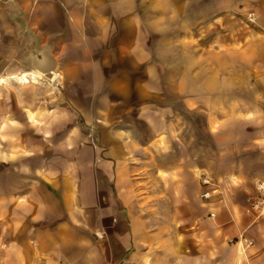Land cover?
Segmentation results:
<instances>
[{
	"label": "crops",
	"instance_id": "1",
	"mask_svg": "<svg viewBox=\"0 0 264 264\" xmlns=\"http://www.w3.org/2000/svg\"><path fill=\"white\" fill-rule=\"evenodd\" d=\"M258 182L264 0H0V264H264Z\"/></svg>",
	"mask_w": 264,
	"mask_h": 264
},
{
	"label": "rangeland",
	"instance_id": "2",
	"mask_svg": "<svg viewBox=\"0 0 264 264\" xmlns=\"http://www.w3.org/2000/svg\"><path fill=\"white\" fill-rule=\"evenodd\" d=\"M194 122H197V124H199L200 120H195ZM202 135L203 134L201 132L195 134V137L193 138L192 142L201 143L202 139H204V140L206 139L205 134L203 136ZM193 150L195 151V153L196 152H200V147H197V144H195L194 147H193ZM259 185H263V187H264V183L263 182H258L257 185H256L257 186V191H258V196H257L256 200L261 204L264 201V194L260 190V186Z\"/></svg>",
	"mask_w": 264,
	"mask_h": 264
},
{
	"label": "built area",
	"instance_id": "3",
	"mask_svg": "<svg viewBox=\"0 0 264 264\" xmlns=\"http://www.w3.org/2000/svg\"><path fill=\"white\" fill-rule=\"evenodd\" d=\"M250 20L252 19V17H251V14H250ZM203 183L204 184H207L208 183V180L207 179H205V180H203ZM260 186V190L263 192V194H264V187H263V185H259ZM201 197L202 198H208L209 197V194L207 193V192H203L202 194H201Z\"/></svg>",
	"mask_w": 264,
	"mask_h": 264
},
{
	"label": "bare ground",
	"instance_id": "4",
	"mask_svg": "<svg viewBox=\"0 0 264 264\" xmlns=\"http://www.w3.org/2000/svg\"><path fill=\"white\" fill-rule=\"evenodd\" d=\"M25 77H26V75L22 76V78H19V79H21V80H22V79H25Z\"/></svg>",
	"mask_w": 264,
	"mask_h": 264
}]
</instances>
